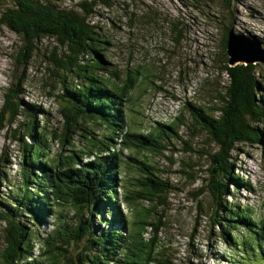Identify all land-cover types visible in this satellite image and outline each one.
Instances as JSON below:
<instances>
[{"label": "trees", "instance_id": "1", "mask_svg": "<svg viewBox=\"0 0 264 264\" xmlns=\"http://www.w3.org/2000/svg\"><path fill=\"white\" fill-rule=\"evenodd\" d=\"M15 1L16 4L14 3V6L8 7L4 4L3 0H0V25L7 27L9 30H11L21 38L22 44L18 53L15 55V59H19V62L24 61L25 64H28L30 59L32 58L33 50L35 51L34 43L40 39L44 40L46 38H52L54 40V47H50L51 53L54 57V67L52 69V73L54 76L59 78L61 91L63 92L68 87L66 74L68 72V66L70 65L71 71L73 73L77 74V72L79 71L82 75L84 74L91 85H93V87L99 89L100 91L108 92L114 99L119 100L120 102H125L129 99L131 107H135L141 97V94H137V91L139 89H144L141 99L145 100L147 104L151 105L153 104L152 99H154L155 97H166L170 94L169 90L164 86L165 78H161L160 75H157L158 66H156L155 63L161 62L159 66L161 65V67L163 66L164 68H167L169 63L171 62L173 55L175 54H179V59L184 60L188 64L196 62L200 57V51L195 49L193 45H180L174 47L169 40H177L179 42L184 36V33H182L181 30H176L175 25L174 27L170 28L169 35L166 34L168 38H166L161 29V19L155 16L152 11L134 13L135 17H133L131 22H129L128 29L123 30L125 32L127 31L129 37L116 40L112 35L108 33L109 31H105L107 32L108 37L99 32V29L102 30V28L99 26L98 21L93 19L96 15H98L95 10V8L99 6V3L97 1H82L80 4V9H76V7L60 8L54 5L42 3L39 0H12V2ZM138 16L142 17V19L139 20ZM88 17H91L93 23L88 20ZM148 23H153L155 25L154 32L157 35V43L164 45L167 53L162 55H152L151 61L145 63V65L143 66L142 62H136V58L140 51H147V45L142 43L137 32L144 29L148 25ZM232 28L234 27H227L228 33ZM172 33H175V35H172ZM146 34L149 33L146 32ZM145 37L146 36L144 35L143 38ZM224 38L227 39V37ZM112 46L113 50L117 49L118 55H120L124 51L131 52V55L125 60V62H127L128 64V68L126 71H124L119 64L110 59L112 58L110 57V55L113 50L106 52ZM58 49L59 51L58 53H56L55 51ZM220 49L219 52L215 54V58L218 59V70H221L222 68ZM2 51L3 49H0V56L2 55ZM212 55L213 53L210 51L209 54L206 55V57ZM48 56L49 55L45 56L44 58L46 59ZM214 62L215 59L211 62L212 65L214 64ZM258 64L255 65L258 67ZM201 65L202 64L200 63L197 64V68L195 71H193V74L202 69ZM118 66L121 68L122 73L118 74V78H113L115 74L117 75V72L119 70ZM184 66L185 65L178 67L179 75L182 77H188V79L193 80L196 76L194 75L193 78L187 75ZM254 68L255 67L252 66V64H241L234 67L228 66L229 73L227 78L228 83H230V85L228 86H230V90H232L234 94L245 97V99H243L245 100L244 102L239 103L235 101L234 98L229 99L225 97V99L227 100V105L225 106L223 100L220 99L221 104L215 105L211 108V117L209 122L206 118L205 110L203 111V113L201 108L199 110L197 108H191L190 110L193 119L198 124H200L203 129L207 130V133L209 134V137L211 139L215 138L219 143V148L213 154L214 163L217 170L224 172L223 167L227 164L230 165V168H225L226 176L225 180H223L226 191L229 192L230 195L231 189L230 184L227 182V179H230L229 170L231 169V171H235L234 169L236 166L234 156H230L229 154L230 147H232V150L234 152L238 143H264L263 131L258 127V124L264 121V93L256 102L252 98L254 96L253 92L256 87V83L254 82L255 80L252 76ZM213 69H216V67L214 66ZM188 72H190V69H188ZM209 78V73L205 72L204 77H201L199 79H201V83L205 85L206 83H208L207 81ZM22 83H24V80L19 78L17 84L22 85ZM79 90L81 92V90L84 89L77 88L76 92L73 93H77ZM62 93L59 92L57 94V97L59 99ZM68 93L70 92H67L64 95L67 96ZM79 98L80 97H75L74 100H78ZM191 103L192 102H190L189 105H191ZM78 104H80L81 107L77 110V118H75L74 112L70 110L68 103H65V105L59 107V112L65 120L64 126L69 127L75 133L72 134L74 138L73 145L76 143L75 135L79 133L81 125H83V123L94 125L95 120L97 119L98 112H102V118L106 126H108L106 122L108 114L116 116V120L119 122V115L118 113H116L115 109H112L111 107L103 109V106L99 101H96L95 103L93 99L89 101V99L85 100L84 98H82L78 102ZM60 108H62V110H60ZM88 110L90 111L91 118L90 116H88ZM26 112H31L33 115L38 116L40 113L45 114L47 111L34 103L27 105L23 101L20 92L15 91L14 89H10L9 92H7L5 95L4 104L0 112V133L8 127V130L10 128L12 139L16 138L23 121H26L24 119L25 116H23V114ZM156 124L161 129L160 134L157 136L158 141H163L165 139L164 134L170 136L168 139L171 140L172 135L175 133L177 127L161 122H157ZM13 126L14 128H11ZM45 126H47L46 123ZM64 129L61 132L60 136H58L57 132L53 131L52 129L49 133V136L52 134V138L58 137L66 140L62 147L68 148V146L70 145L67 136H69L70 134H67ZM87 132L88 136L86 137L88 139H91L92 132L89 130H87ZM51 137H41V143L44 148L50 147V145L47 144L46 141ZM28 138H31L34 141L36 139V135L35 132L31 130V128L26 127L22 131V136H20L18 140H15L22 145V157L27 159L29 157V160L24 162L23 167L30 166L31 168V163H33L35 159H42V161L45 162V165H43V167H48L51 171H54V161L51 159H46L44 157V153L40 149L28 152L23 151V149L27 148L25 146L26 143H31ZM104 140L105 142L102 144V146H100L96 150V156L89 163L87 169L88 172H90V166H92L91 168L93 172L95 169L99 170L98 160L101 163L108 161L103 160V157L106 154L113 156L114 158L118 159V162H121V155H118V152H114V149L107 147V142L112 140L111 130H109L108 136L104 138ZM95 141L96 140L94 138L93 142ZM119 142H121L122 145L120 146V148H118V151L122 153L128 146L126 133H124V139L122 140V138H120ZM135 145L136 147H138L137 142L135 143ZM143 145L144 147H146L145 143H143ZM130 147L131 146H129L128 149H130ZM161 149L163 150V148ZM74 157L76 158V156ZM126 159L127 157H124L123 163ZM114 164L115 161L112 160L110 163V167H113ZM56 167L58 169V172L56 173V185L54 183V187L51 190H48L45 194H42L40 190H38V192L44 196L48 195L51 191H56L57 194L51 195L53 207L57 206L59 203L60 205L67 203L69 202V199H72L74 208H77V195L83 192V190H78L74 194H69V191L65 192L64 188H66L67 186L65 183V178L71 175L73 169L75 167H78V164H76L75 162H69L64 167H61V163L59 162V166L56 165ZM121 169L122 165H120L117 170L110 173L102 172V174H104V176H106L107 178L104 182H107V184H110L117 189L120 183L117 173ZM154 171L156 172V168H154ZM25 172L26 171L23 169V174H25ZM113 173L115 175L111 176ZM77 175L78 174L76 172L73 177H71V181H75ZM82 177L83 174L81 178ZM212 177L213 173L211 172V178ZM157 179V185H159V188L155 196L152 194L154 187L151 184H146L145 186L147 196H149L148 199H153L158 195L157 197L161 196L163 200H166L168 194L163 193L167 192L171 188L170 180L168 178L163 179L160 176H158ZM23 180L24 182H26V185L30 183L27 178H23ZM46 182L47 176L45 175L43 183ZM95 182L97 185H99L100 182L103 181H100V179H96ZM239 182V179L236 177L235 183L237 186H239ZM80 185L81 183L72 190L77 189ZM101 185L102 183L99 185L97 191V197L101 205L107 206L114 200L118 199L117 193L112 189H109L108 185H103L104 190L101 192ZM41 186L46 187L43 185ZM32 190L33 189L28 191L31 192ZM142 194L145 195L144 192ZM115 197L116 199H114ZM223 198L224 190L221 188L219 194V203L217 202L216 206L210 209L211 212L209 218L211 219L212 225L217 226L222 230L223 237L231 241L230 251H222V254L228 253L231 256L232 260L237 256L233 253V251L241 248L243 243H250L253 246L257 237L258 239L260 236L264 238V229H256L254 232H248L247 238L243 240L237 232H234L235 230L232 229L231 226H228L224 223H226L227 221L231 223L233 221L237 223L236 227H240V222H242L241 227L244 228V225L247 222L255 221L256 223H259L262 221L257 222V220L259 219L247 213L243 215V221L241 216L234 217L231 213L228 217H225L227 216V211L232 212L235 205H229L226 207ZM49 204L50 202H48L44 206L39 204V208L31 207L30 209L33 210L36 214L30 212V219H32L33 221L40 220L41 218L44 219V212L47 211V207ZM239 205V208H241L240 203ZM155 208H157V205H154L149 210L148 214L150 215L152 212L151 210ZM224 208L228 209L226 213L220 217L219 213ZM164 212L165 214H168L166 211ZM238 212L242 211L238 210ZM159 215L164 221L168 220L167 216L163 214ZM18 216L20 215H15L10 218V216L6 213L0 215V217L4 218L5 221H7L9 224V226H7V228L5 229L8 247H13L19 252V254L10 255L6 251L5 254L10 264H20L21 260L27 254L28 241L18 236V232L21 230V224L17 222ZM141 221H147V218H145L144 216V218L140 219V221L138 222V232L135 233L134 229H129L128 215L126 214L125 216H120L116 221L120 224L119 227L115 228L114 223L112 225V228H114V230L112 232H108L105 229L104 234L102 232V229L101 231H99L98 229L92 230V225L84 222H80L74 230H68L66 223L62 222L57 227L56 235L63 238L64 243L68 246L72 241H84L87 235V231L90 230L89 233L91 236L88 239V244L86 245L85 250H83L79 255V257L83 256L85 257V259H87L86 253L89 251L91 256L89 264H155L156 262H159L160 264H171L172 260L168 259L164 254L161 253L165 246L158 243V241H156L153 236H146L148 231L144 225H140ZM122 224H125L126 226V237L125 241L120 244L119 252L106 254L103 251H100L98 249L97 242L98 244L101 242L102 250H108L109 248L116 247L114 246V240L111 239L117 233L123 235L121 233L122 231H120L121 229H119L124 228ZM32 228L33 224L28 231L33 232ZM219 239L221 240L220 236ZM30 244L32 252V242H30ZM56 247L61 251V255H56L55 257L52 256V259L59 258V263H62V257L64 258V260H72L69 256L68 247H58L57 245ZM197 247H199V244H197ZM256 249L261 250L260 247H257ZM193 254L197 259V263H200L201 261L198 260L196 251H194ZM260 254L264 257V249ZM219 257L220 260H222L224 257L228 258V256H224L223 258H221V256ZM240 257L241 256L238 255V257L232 261V264L238 263V259H240ZM100 259H103L102 262L100 261ZM75 264L82 263L78 261Z\"/></svg>", "mask_w": 264, "mask_h": 264}, {"label": "bare ground", "instance_id": "2", "mask_svg": "<svg viewBox=\"0 0 264 264\" xmlns=\"http://www.w3.org/2000/svg\"><path fill=\"white\" fill-rule=\"evenodd\" d=\"M46 2V0H41ZM82 1L87 0H80L75 3L76 9H80V4ZM99 2V1H98ZM188 8L194 12H199L202 14V18L204 21V24H210V33L213 36L221 37L224 35L225 38L224 43L221 46L220 49V56L222 61V68L221 70H218L215 74H213L209 79L208 83H206L204 86H199L195 79L190 80L186 77H182L180 75L173 76L172 81L178 82V90L176 93H171L166 97H155L152 99L153 104L149 105L145 100L141 99L143 94L141 95L139 101L137 102L135 107H131L128 103L120 102L119 100L114 99L108 92L106 91H100L99 89L93 87L87 77L81 72H77V74L73 73L71 71V66H68V72L66 74V79L68 80V87L64 90V92L60 95L59 103L55 106L49 108L45 114L40 113L38 116L33 115L31 112H26L23 114V116L26 117V121H23L21 128L18 131V136L11 140V143L13 141L18 140L20 136H22V131L29 127L31 130L35 132L36 139L32 143H26L25 149L23 151H34L36 149H40L44 153V157L46 159H51L54 161L55 169L54 171H51L48 167L44 168L43 165H45V162L42 161V159L35 160L33 163H31L30 166L23 167V162L20 163L19 169L25 170V174L19 175L23 178H27L30 180V184L26 185V182H22L20 185L23 187L22 191L15 192V197L20 202L17 203V208H26L29 209L31 213H35L33 210H31V207L39 208V204L41 203H48L50 204L47 207V210H49L52 207V197L51 195L57 194L56 191H51L48 195L42 196L39 192H29L28 189H34L37 188L40 190L42 194L47 193L48 190H51L54 187V183L56 185V173L58 172V169L56 165L59 166V162L61 163V167H64L69 162H75L78 164V167H75L71 173L70 176L65 178L66 188H64L65 192H68L69 194H74L78 190H83L80 194L77 195V208L75 211L70 210L68 207L63 206L60 203L58 204L59 207H61L62 211L60 212V219L66 223L68 221L75 222L77 221V224L79 222H84L87 224L93 223L97 226L96 229L101 231L103 234L105 233L104 230L106 229L108 232H112L114 228H112V225L115 223V228L119 227V223L116 222L120 216H125L128 212L127 208L132 207V199L128 203L119 202L116 197L113 202H111L107 206L101 205L99 203V199L97 197V191L99 188V185L102 183V185H108L109 189H112L114 192L118 193V189L114 188L110 184H107L106 176H104L103 173H110L112 171L117 170L120 165L124 167L123 159L124 157H127V160L133 162L138 167V174L137 178L135 179H142L139 182V184H145L142 186H146V184H151L154 188L152 191V194L155 196V194L158 192L159 185H157V177L160 175L158 172L157 166L158 162L155 160L156 154H158V157H160L161 161V175H165L169 169L167 167L170 164H167V160H169L172 156L176 155L178 157H181L179 153L176 151H170L171 153L167 154L163 150H170L171 148H175L177 145L179 146H187L189 144L190 138L184 133L182 130V127L176 128L175 133L172 135V139L169 140L167 134H164L165 139L163 141H158L157 136L160 134V130L158 129L157 124L152 123L150 121L149 116H151V109L155 108L158 111H160L161 114H169L170 118H172L173 122H178L182 126H187L190 129H193L197 131L198 133L204 135L206 137V146H208L212 151H206L204 150L202 153L197 154L195 158H199V156H210L208 160H204L205 158H201L200 164L203 162L208 161L210 165L211 172L213 173V177H209L207 173L203 172V170L199 167L197 169H193V165L191 161H188V164L182 167V170L186 174V183L192 182L197 183V186L194 188H188L180 191V195L185 197H192L194 198V202H191L189 204V207L192 209L191 216L195 217L198 214H204L208 209L216 206V203H219V194L221 188L224 190V202L226 204V207L229 206L232 203V200L230 199V193L226 191L225 184L223 183V180H225L226 171L225 168H230V165L227 164L223 167L224 172H221L217 170L216 165L214 163V153L219 148L218 141L214 138L211 139L209 137V134L207 133L206 129H203L200 124H195L190 122V110L191 108H197L198 110L201 108L202 113L205 110L206 118L208 119V122L211 117V107L206 100L205 104H201L200 100L203 94L206 92L207 99H209L213 94L216 95V97H219V99H222L224 102V105H227V100L225 97L231 99L234 98L235 101L242 103L245 100V97H241L237 94H234L232 90H230V83L227 81L228 77V66H230V47L236 43L235 40H231L227 26L222 23V21H227L228 23H234V20L227 17V14L235 15L231 10L230 7L236 8L240 10V3L238 0H222V2H219V0H188ZM100 4V3H99ZM264 4V2H263ZM215 5L217 8H219L224 16L221 17L217 11L211 10V7ZM102 5L100 4L95 8L96 13L99 15L100 21L104 23L107 21L106 13L108 8L102 9ZM211 14H217L219 17L220 22L212 23L210 21ZM236 16V15H235ZM130 17L133 19V16L130 14ZM237 17V16H236ZM88 20L93 23V20L91 17H88ZM224 24L225 28H221V25ZM182 31V33L186 32V28L184 27V24H181L179 27ZM6 30V27L3 28ZM103 30V31H102ZM99 29V32L105 36L108 37L107 29L103 27ZM245 33V32H244ZM249 35V33H245ZM231 37H233V32L231 30ZM241 38V35H239ZM259 40H262L260 37H258ZM185 40V34L181 38V40L178 42L177 40L171 41V44L175 46L183 45V42ZM226 48H225V46ZM2 46V43H1ZM3 49V48H2ZM113 50V46L107 50L111 51ZM173 51V48H172ZM248 51L250 53V61L252 63V66H254V71L252 72V76L254 78V82L256 83V87L253 92V99L256 102L264 93V72H262L259 67L255 65V54L256 49L254 44H250V47H241L236 55L241 54L242 52ZM151 60V59H149ZM161 64V62H159ZM118 72L117 75L113 78H118V74L122 73L121 68L118 66ZM160 70H163V66L159 67ZM186 69V68H185ZM187 71V74L192 77L190 72ZM168 79H171V76L166 75ZM167 79V78H166ZM192 85H195V90L197 93V96L195 98H191V96H188L185 98L183 96V91L185 89H190ZM85 86V87H84ZM77 88H81L84 90H80L77 93ZM67 92H70L66 95ZM75 97H80L78 100H74ZM84 98L89 99L91 101L92 99L95 101H99L102 104V108H108L111 107L112 109H115L116 113L119 115V122L116 120V116H112L111 114L107 115L106 122L109 126H106V124L103 121L102 118V112L97 113V119L95 120V128L96 130L92 134V136L95 137V142L93 140L88 139L87 143L83 144L81 141V138L88 136L87 129L89 128L85 123L81 125L80 131L77 136L76 143H74V138L72 134H75L69 127L60 125V128H65V132L67 134H70L67 136V139L69 140L68 148L63 149L62 145L66 142V140L62 138H57L58 145L63 152L65 150V153H61V157L58 160L57 155L50 151V147L44 148L40 141V137H51L52 134L49 136L50 131L57 126L50 125L45 126V123H49L50 121V112L52 110L65 105V103H68L69 108L72 112H74L75 118H77V110L80 109L81 105L78 104V102ZM191 105H189V103ZM95 106V104H94ZM93 106V107H94ZM204 106V108H203ZM62 110V108H60ZM91 110V109H90ZM86 111H87V105H86ZM76 112V113H75ZM88 116L91 118L90 111L88 110ZM152 117V116H151ZM201 117V114H200ZM81 120V119H78ZM119 124V126H118ZM108 129L111 130L112 133V140L107 142V147L114 149V152H118V155H121V162H118V159L114 158L113 156H110L109 154L104 155L103 160H108L103 163H101L98 160V169H95L94 172L92 171V166H90V172H88V165L93 160V158L96 156V150L102 146V144L105 142L104 138L108 136ZM125 131V132H124ZM124 133L127 134L128 139V146L125 148V150L120 153L118 151V148L122 145L121 142H119L120 138L122 140L124 139ZM152 140V141H151ZM137 142L138 149L136 151H133L132 149H128L130 145ZM96 143V144H93ZM145 143V146L143 145ZM70 147V148H69ZM73 147V148H72ZM157 147V148H156ZM75 149V150H71ZM136 152L137 154L142 155V157H135L133 156V153ZM75 154V155H74ZM230 156L233 155L232 147L229 149ZM76 156V158L74 157ZM120 157V156H119ZM139 161H136V160ZM114 160L115 164L113 167H110L111 161ZM183 161V160H178ZM100 164V165H99ZM154 168H156V172L154 171ZM82 169V170H81ZM264 169V165H261L257 168L256 172L251 173V179L253 181V185L251 187H248V174L240 169L239 166L235 167V171L229 170L230 173V179H227V182L234 188L240 190L239 197L243 203L247 200L248 206L247 208H239V204H236L233 208V211L230 212L234 217H242L246 214V209L250 208L253 203V199L256 196L257 191V185L258 183H264V179L259 178L256 181H254V177L256 176L257 172ZM101 170V172H100ZM77 172V178L75 181H71V177ZM5 173V172H4ZM154 173V174H153ZM83 174V177L81 178ZM47 176L49 179L48 185L46 187H42L40 184L43 182L44 176ZM113 173L111 176H114ZM118 180H121L125 174L123 173V168L119 170L117 173ZM236 176L240 178V181L243 186H237L236 185ZM110 177V176H109ZM100 179L99 185L96 184L95 180ZM198 180H201L202 184L205 186V190L207 191V194L209 196V201H206L204 204L199 202V195H200V184ZM140 181V180H139ZM81 185L77 188L72 190L73 188H76L79 184ZM106 183V184H105ZM142 191H139L138 194H135L134 197L138 198H144L146 199L147 203L143 204L138 208L137 215H141L142 213H147L146 209L147 207L152 203L155 202V204H160L159 207L161 208H155L151 210V214L149 216H145L147 218V221H141L140 225H144L147 229L149 236L154 237L156 241L160 244H165L166 242L171 241L174 237L179 236L180 234L178 232L173 231L172 225L183 223L189 220L190 218L187 217L186 213L181 210V207L177 205L174 202H171L168 198L166 200H163L162 197H154L153 199H148L149 196H144L142 194ZM246 194L247 196L244 197L243 194ZM47 199V200H45ZM152 200V201H151ZM160 209V210H159ZM228 208H224L219 213L220 217L223 216ZM205 210V211H204ZM238 210L242 212H238ZM4 211V208L0 209V212ZM71 211V212H70ZM166 211L168 214H165ZM73 213V214H70ZM159 213H162L165 216H176L175 218H168L170 222L164 221ZM225 217H228V215ZM36 214V213H35ZM249 214H254V217H259L262 222L256 223L255 221H250L245 223L244 228L246 229V232H254L256 229H264V212L262 208L259 210H255L254 212H251ZM14 215V212L10 215V218ZM129 215V214H128ZM28 215H20L17 217V222L21 224L20 231L18 232V236H20L22 239H26L28 241L27 244V254L24 256L25 258H29L30 262L32 264H39V259H42V254H49L51 253L53 257L56 255L60 256L61 251L56 247V242L54 240H49L45 238V235H51V229L50 226L46 224V221L41 218L40 221H38L37 224L33 226V232H29V228L33 224V220L27 217ZM35 216V215H34ZM177 218H180L179 220H176ZM52 219V212L49 211V221ZM135 219V218H134ZM5 225L9 226L7 221H2ZM220 224V223H219ZM216 224V225H219ZM228 226H234L235 222L231 223H224ZM124 228H119L122 231L121 233L123 235H120L119 233L115 234V236L112 237L111 240H114V248H109L108 250H102L98 245V249L100 251H103L106 254L111 253H118L120 250V244L125 241V224H122ZM242 225V222H240V226ZM106 227V228H104ZM11 228V227H10ZM134 229V228H133ZM135 233L138 231L135 230ZM218 235L220 236L221 240L220 243L222 245V248L225 250H230V244L231 241L225 237H223L222 230H218ZM264 235V234H263ZM29 237V238H28ZM258 237L255 240V244L253 245V249L251 250V257L250 260H256V258L261 257V252L259 250H256V246L261 247L264 243V241H261L263 243H260V245H257L258 243ZM30 242L34 243L36 250L41 249V251L38 253L39 258L36 257V251L31 252V244ZM97 242V240H96ZM217 247H220L219 244H217ZM5 250L10 255L19 254V252L13 248V247H7ZM123 250V249H122ZM194 250L196 251L198 260L202 261L204 264H213V261L215 259V256H221L223 258L224 256H228V264H232V261L238 257V255L231 260V256L228 253L225 254H219L217 252H214L209 255V258H206L201 251L198 249L197 246H194ZM86 258L81 257H72V260H64L62 264H75L76 262H81L82 264H89L90 263V252L88 251L86 253ZM262 258V257H261ZM103 260V259H102ZM100 259V261L102 262ZM243 259H240L239 262H242ZM260 261V260H257ZM51 264H57L59 262V258L53 259L50 261ZM256 263V262H250L247 261V264ZM103 264V263H100ZM240 264V263H236ZM264 264V257H263V263Z\"/></svg>", "mask_w": 264, "mask_h": 264}, {"label": "rangeland", "instance_id": "3", "mask_svg": "<svg viewBox=\"0 0 264 264\" xmlns=\"http://www.w3.org/2000/svg\"><path fill=\"white\" fill-rule=\"evenodd\" d=\"M43 3H48L55 5L60 8L68 7L72 8L75 7V3L80 0H46V2L39 0ZM93 1V0H90ZM99 1L103 7L101 10H103L105 7L108 8L106 17L107 21L102 23L100 21L99 15H96L93 19L98 21V24L101 28L105 27L108 33L112 35L116 40L117 39H123L128 38L129 35L127 34V31H123L124 29H128L129 22L132 21V18L130 17V14L135 17L134 13H142L144 11H152L155 16L161 19V29L163 33L169 35L170 28L174 27L176 25V30H181L179 27L181 24H184V27L187 29L185 34V40L183 42V46L186 45H193L195 49L200 51V57L199 59L194 63H186L184 60L179 59V54L173 55L171 62L169 63L167 68L163 67V70L159 69V62L155 63L157 68V75H160L161 78L164 79V86L169 90L171 93H176L178 90V82L172 81L173 76H178V70L180 66L185 65L184 68L185 71L190 69V74L194 78V75L196 76L194 79H196V82L199 86H204L203 83H201V77H204L205 72L209 73L210 77L215 74V72H218V59L216 57V53L219 52L220 47L224 43V37H218L213 36L209 29L210 24L207 25L204 24L202 14L199 12H194L188 8V0H94ZM240 3V10L231 7V11L235 15L227 14L228 18H231L234 20V23H228L227 21H222L227 27H235V29L232 30L234 34L237 32L240 33H249L248 36L258 38L260 37L262 41L264 42V0H238ZM4 4L8 7L14 6L15 2H12V0H3ZM219 2H222V0H219ZM99 4V5H100ZM211 10L217 11V13L220 14L221 17L224 16L223 12L217 8V6L213 5L211 7ZM138 19H142V17L138 16ZM210 21L212 23L220 22L219 17L217 14H211ZM222 24L221 28H225V25ZM5 26L0 25V49L3 48L2 55L0 56V112L4 104V98L7 92H9L10 89H14L15 91H18L21 93V97L23 101L27 104H36L38 106H42L44 109H49L56 104L59 103V98L57 97V94L61 92V85L59 83V78L54 76L52 73V69L54 67L53 64V54L51 53L50 47H54V40L52 38H46L44 40L40 39L37 40L34 43V49L32 53V58L30 59L28 64H25L24 61L19 62V59H15V55L18 53L20 47H21V38L13 33L11 30H9L6 27V30H4ZM155 25L153 23H148V25L142 29L141 31H138L137 34L139 38L141 39L143 44L147 45V51H140L137 55L136 62H142L143 66L145 63L150 62L152 55H162L166 54L167 50L162 44L157 43V35L154 32ZM103 31V30H102ZM237 31V32H236ZM149 33V34H146ZM145 33V34H144ZM231 33V31H230ZM244 33V34H245ZM146 36L143 38V36ZM150 37H149V36ZM172 35H175V33H172ZM247 35V34H246ZM168 38V36H166ZM171 42V40H169ZM2 43V46H1ZM59 49L55 52L58 53ZM212 52L213 55L206 57L209 52ZM49 55L46 59L45 56ZM131 55V52L124 51L120 55L117 54V49L113 50L110 57L111 60L116 62L121 66V68L126 71L128 68L127 62L125 60ZM215 62L212 65V61ZM202 64V69L198 70L197 73L193 74V71L196 70L197 64ZM216 67V69H213V67ZM259 69L264 72V65L258 64ZM187 72V71H186ZM166 75L171 76V79H168ZM188 75V74H187ZM21 78L24 80V83L22 85H18V79ZM167 78V79H166ZM188 79V77H186ZM228 81V78H227ZM144 89H139L137 91V94H143ZM183 96L187 98L188 96H191V98H195L197 96L195 85H192V87L188 90L185 89L183 91ZM206 100L208 101L210 107L212 108L215 105L221 104V100L219 97H216L215 94H213L209 99H207L206 92L201 97L200 103L205 104ZM130 106V100L128 99L126 101ZM151 116H149L150 121L152 123H165L167 125H174L175 127H182V130L184 133L190 138L189 144L187 146H179L177 145L175 148H171L170 150H162L165 153L169 154L170 151H176L181 157H178L176 155L172 156L169 160H167V167H169L167 173L165 175H161V159L158 157V154H156L155 160L158 162V172L160 173V177L168 178L170 180L171 188L163 193L168 194L167 198L171 201L176 203L181 207V210L184 211L187 215L189 220L183 223H178L172 225V229L175 232H178L180 235L177 237H174L171 241L166 242L163 244L165 247L162 250V254H164L168 259L172 260L171 264H204L202 261L200 263H197V259L195 258L193 252L194 246H197L199 244L198 249L201 251V253L206 257L209 258V255L217 252L219 254H222V251H227L222 248V245L220 243L218 230H221L219 227L212 225L211 219L209 218L211 208L208 209L204 214H198L195 217L191 216L192 209L189 207V204L191 202H194V198L192 197H185L180 195V191L188 188H194L197 186V183L188 182L185 185L186 181V174L182 170V167L188 164V161H191L193 169L201 168L203 172L207 173L209 177H211V169L208 161L203 162L200 164L201 158H205L204 160H208L210 156H199V158L194 157L202 153L204 150L206 151H212L208 146H206V137L197 131L190 129L187 126H182L178 122H173L172 118H170L169 114H161L160 111L153 108L151 109ZM50 121L47 123V126L55 125L57 126L53 128L58 134V136L61 135V132L64 128H60V125L64 126V120L62 119L60 113H59V107L52 110L50 112ZM25 120L26 117H24ZM23 119V120H24ZM190 122L197 124V122L193 119L192 115L190 114ZM84 124V123H83ZM86 124V123H85ZM89 129V131L94 133L96 130L95 124L94 125H88L86 124ZM258 127L260 130L263 131V139H264V121L258 124ZM11 128H14L11 127ZM159 130H161L158 127ZM109 133V129H108ZM58 138V137H57ZM57 138H50L48 140V144L50 145V151H53L57 157L60 159L61 153H65L61 151ZM77 136L75 135V141L77 140ZM12 140V134L10 131V128L8 130L5 129L0 133V209L4 208V211L9 215L18 210L15 203L20 202L16 199L15 192L22 191L23 187L20 185L22 181V177L19 176L22 174V170L19 169V165L21 163V145ZM88 138L83 137L81 138V141L83 144L87 143ZM136 143V142H135ZM135 143L130 145V149L133 151H136L138 147H136ZM63 149H66L62 147ZM133 156L135 157H142V155L137 154L136 152L133 153ZM233 156L235 158L236 166H239L240 169L248 174V183H251V186L253 185V181L251 179V173L256 172L257 168L261 165H264V143L260 144H252V143H239L236 146L235 151L233 152ZM183 160V161H178ZM136 161H139L138 159ZM79 166V165H78ZM235 166V167H236ZM123 173L125 176L120 180V183L118 185V193L117 198L119 202L128 203L130 199H132V207L127 208L128 212V219H129V229H135L138 230V222L141 219L142 214H147L149 210L154 206L157 205V208L160 204H155V202H152L146 209L147 213H142L141 215H137L138 208L142 206L143 204L147 203L146 199L144 198H138L134 197L135 194H138L139 191H143L145 195L147 196V191L145 189V184H139V182L142 179H135L137 176H139L137 170L138 167L135 163L125 160L124 161V167ZM235 170V169H234ZM5 172V173H4ZM262 178L264 179V169L257 172L256 176L254 177V181L257 179ZM140 180V181H139ZM200 184V195H199V202L204 204L206 201H209V196L207 194V191L205 190L204 184H202L201 180H198ZM243 186L242 184L240 187ZM231 190L232 186L230 185ZM31 192H38V189ZM240 190L235 188V191L232 190V196H230V199L232 200V203L230 206L236 205V204H242V201L239 197ZM256 196L253 199L255 203L251 205L250 208L246 209V213L249 214L251 212H254L255 210H259L262 208L264 212V183H258L257 185V191L255 192ZM162 194V195H163ZM144 195V196H145ZM244 197L247 195L244 193ZM152 201V200H151ZM248 201L246 200L245 203H243L244 206L241 205V208H247ZM63 206L68 207L70 210L75 211L76 208H74V205L72 202H67L62 204ZM160 210V209H159ZM62 211L61 207L58 205L56 207H53L50 212H52V219L49 221V212H47L48 215L45 216L46 224L50 226L51 229V235H45V238L49 240H54L56 242V245L58 247H68L69 248V256L71 257H79L82 250L85 249V245L87 242V237L84 241H72L68 246L64 243V239L61 237H58L56 235L57 227L63 222L60 219V212ZM205 211V210H204ZM19 212L22 214L28 215V210L26 208H19ZM71 212V211H70ZM1 213V212H0ZM230 211H227V214H229ZM73 214V213H70ZM162 214V213H161ZM254 217V214H250ZM229 216V215H228ZM29 217V215L27 216ZM176 216H168V218H175ZM30 218V217H29ZM135 218V219H134ZM259 220H261L259 217H255ZM180 218H177L176 220H179ZM5 221L0 218V264H9L6 261V258L4 257L5 248L7 247L6 239H5V228L6 225L2 222ZM40 221V220H38ZM38 221H35L33 225L37 224ZM167 222H170L168 219ZM230 223V222H226ZM68 230H74L77 225V221L66 222ZM92 225V229L95 230L97 226L93 223H90ZM235 226H232L231 228L234 229V232H237L239 236L243 239L247 238L248 232H246L243 227H236L237 223L234 224ZM146 236L148 237L149 234L147 233ZM264 241V239L262 240ZM257 245H260L259 242H257ZM217 244H219L220 247H217ZM208 246V247H206ZM259 246H256V248ZM253 249V246L250 243L243 244V247L240 249L235 250L233 253L235 255H240V259H243L242 262H239L240 259H238V263L240 264H247V261L250 262H256L251 264H262L263 258H256V260H250L252 258L251 256V250ZM36 251V257L39 258L38 253L41 251V249H37L36 247L34 249V252ZM230 251V250H228ZM260 260V261H257ZM52 261L50 259V255H43L42 259H39V264H51ZM64 261V258H62V262ZM213 264H228V261L220 260L219 256H215V259L213 261ZM21 264H32L29 260V258H26L22 261ZM62 264V263H57Z\"/></svg>", "mask_w": 264, "mask_h": 264}, {"label": "water", "instance_id": "4", "mask_svg": "<svg viewBox=\"0 0 264 264\" xmlns=\"http://www.w3.org/2000/svg\"><path fill=\"white\" fill-rule=\"evenodd\" d=\"M235 28H232L231 30H233ZM230 30V31H231ZM239 35H241V38L239 37ZM229 36H230V39L233 41L236 39V43L233 44L231 47H230V52H231V55H230V58H229V61H230V66L231 67H234V66H237V65H241V64H244V65H249V64H252L251 61H250V53L248 51H245V52H242L241 54H238L236 55L235 53H237V51L241 48V47H250V44H254L255 46V49H256V54H255V64L258 62H262L264 63V47H263V42L259 39H253L245 34H242V33H236L234 34L233 32V37H231V33L229 32ZM128 99V98H127ZM60 113V112H59ZM61 115V114H60ZM62 117V115H61ZM63 119V117H62ZM64 120V119H63ZM64 124H65V120H64ZM55 131V130H53ZM49 140V138H48ZM48 140L46 141V143L48 144ZM39 141L41 143V137L39 138ZM42 145V143H41ZM22 146V145H21ZM37 160V159H35ZM34 160V161H35ZM49 183V179L47 177V182L46 183H43L42 185L43 186H46L48 185ZM104 190V186L101 185V192ZM43 196V195H42ZM46 196V195H44ZM47 200V199H45ZM69 202H72V199H69ZM47 203H41L42 206L46 205ZM16 207H17V203H15ZM19 210V208H17ZM17 210V211H18ZM161 214V213H159ZM146 215H149L148 213L147 214H142L141 215V218H144V216ZM261 220H257V222H259ZM264 238L262 236L259 237L258 239V242L260 243ZM97 245L102 248V244L101 242L98 244L97 242ZM261 250L260 252H263V249H264V243L263 245L260 247ZM257 250V249H256ZM263 254V253H262ZM263 258V256H262ZM222 260H225V261H228V258L224 257Z\"/></svg>", "mask_w": 264, "mask_h": 264}, {"label": "clouds", "instance_id": "5", "mask_svg": "<svg viewBox=\"0 0 264 264\" xmlns=\"http://www.w3.org/2000/svg\"><path fill=\"white\" fill-rule=\"evenodd\" d=\"M42 3H43V2H42ZM45 4H48V3H45ZM50 5H52V4H50ZM54 6H55V5H54ZM234 28H235V27H234ZM235 30H236V29H235ZM236 32H237V31H236ZM238 33H240V32H238ZM242 34H244V33H242ZM245 35H246V34H245ZM247 36H248V35H247ZM249 37H250V36H249ZM253 39H258V38L253 37ZM261 41H262V40H261ZM262 42H263V41H262ZM263 47H264V42H263ZM259 63H261V64L264 65V63H262V62H259ZM256 64H258V62H257ZM62 92H63V91H61L60 93H62ZM59 100H60V99H59ZM40 107H41L42 109H44L42 106H40ZM44 110L47 111V109H44ZM216 115H218V114H216ZM46 125H47V123H46ZM94 138H95V137L92 136L91 139L94 140ZM28 140H29L31 143L33 142V140H32L31 138H28ZM16 142H17V141H16ZM19 144H20V143H19ZM238 144H239V143H238ZM20 145H21V144H20ZM236 146H237V145H236ZM21 148H22V146H21ZM119 148H120V147H119ZM27 160H29V157H28V159H27V158H23V157H22V150H21V162H23V164H24V162H26ZM30 160H31V159H30ZM22 174H23V170H22ZM236 177H237V178L239 179V181H240V178H239L238 176H236ZM22 181L24 182L23 177H22ZM43 181H44V178H43ZM29 182H30V180H29ZM29 184H30V183H29ZM42 184H43V182H42L40 185H42ZM241 184H242V183H241V181H240V182L238 183V185L240 186ZM248 187H251V183H250V182L248 183ZM35 189H36V188H35ZM35 189H33V190H35ZM230 189H231V187H230ZM28 190H30V189H28ZM33 190H32V191H33ZM231 195H232V192H231ZM231 195H230V196H231ZM55 207H56V206H55ZM52 208H53V206H52ZM52 208H51V209H52ZM51 209H50V210H51ZM27 210H28V215H29L30 211H29V209H27ZM50 210L45 211V212H44V216L48 215L47 212H49ZM3 214H5V212H1V213H0V215H3ZM6 214H7V213H6ZM8 215H9V214H8ZM15 215H16V216H17V215H21V213L19 212V210L16 211V213H15L13 216H15ZM52 215H53V214H52ZM9 216H10V215H9ZM0 218L3 219V220H5V219L2 218V217H0ZM44 219H45V217H44ZM35 221H38V220H34L33 223H34ZM79 223H80V222H79ZM66 225H67V224H66ZM33 226H34V225H33ZM6 228H7V225H6ZM6 228H5V229H6ZM92 230H93V229H92ZM4 231H5V230H4ZM89 232H90V230L87 231V235H86V237L88 236V237H87L86 245L88 244V239H89L90 236H91ZM86 237H85V239H86ZM5 239H6V234H5ZM85 239H84V240H85ZM6 243H7V247H8L7 239H6ZM32 245H33L32 252H34L35 245H34V243H32ZM86 245H85V247H86ZM7 247H6V248H7ZM242 247H243V244H242ZM242 247H241V248H242ZM239 249H240V248H239ZM84 250H85V249H84ZM236 250H237V249H236ZM82 251H83V250H82ZM233 252H234V251H233ZM5 253H6V250H5V252H4V257L6 258L7 263L10 264V262L8 261V259H7ZM43 255H45V254H43ZM47 255H50V259L53 260V259H52V254H51V253H49V254H47ZM62 258H63V257H62ZM62 258H61V260H62ZM24 259H26V258L24 257V258L21 260L20 264L22 263V261H23ZM58 263H59V262H58Z\"/></svg>", "mask_w": 264, "mask_h": 264}, {"label": "flooded vegetation", "instance_id": "6", "mask_svg": "<svg viewBox=\"0 0 264 264\" xmlns=\"http://www.w3.org/2000/svg\"><path fill=\"white\" fill-rule=\"evenodd\" d=\"M155 264H160L159 262H156Z\"/></svg>", "mask_w": 264, "mask_h": 264}]
</instances>
